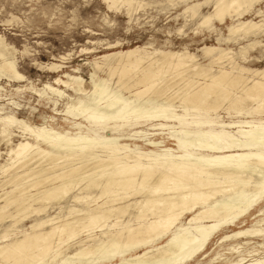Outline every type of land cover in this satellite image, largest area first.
Instances as JSON below:
<instances>
[{
  "label": "bare ground",
  "instance_id": "1",
  "mask_svg": "<svg viewBox=\"0 0 264 264\" xmlns=\"http://www.w3.org/2000/svg\"><path fill=\"white\" fill-rule=\"evenodd\" d=\"M261 1H191L183 14L207 28L229 19L228 37L217 41L235 40L264 34V10L256 8ZM105 2L109 8L124 5L128 13L145 5L138 0ZM205 4L211 10L200 13ZM251 11L258 20L242 17ZM3 39L0 76L23 80ZM256 41L242 44L238 55L244 59ZM202 50L209 56L205 66L187 51L145 47L93 61V70L115 77L132 99L108 88L92 71L89 95L77 96L64 112L73 115L74 127L31 125L0 113V144L10 160L0 163V264H183L225 240L232 242L214 261L264 264V217H259L264 213V125L230 124L241 139L166 125L194 112L216 118L221 107L264 114V70L246 74L249 68L236 63L229 48ZM81 81L68 76L53 83L70 87L76 82L72 89L84 92ZM43 89L63 94L50 84ZM175 103L184 115L172 110ZM159 120L166 135L170 130L159 143L173 141L174 153L134 151L120 143L134 124ZM12 128L28 136L13 143ZM95 131L103 135L96 137ZM174 132L183 139H174ZM52 208L58 211L52 214ZM251 217L252 224L228 231L229 224L238 226ZM24 219L30 220L26 228L18 225ZM239 237L244 240L238 242Z\"/></svg>",
  "mask_w": 264,
  "mask_h": 264
},
{
  "label": "rangeland",
  "instance_id": "2",
  "mask_svg": "<svg viewBox=\"0 0 264 264\" xmlns=\"http://www.w3.org/2000/svg\"><path fill=\"white\" fill-rule=\"evenodd\" d=\"M105 1L0 0V37L4 38L9 52L14 54L11 58L18 72L24 77L23 80L9 81L0 76V113L12 114L31 125L44 123L56 129L74 127L73 115H66L64 112L77 96L89 95L90 72L92 71L98 79L106 80L108 88L118 90L122 96L132 99L126 89L122 90L117 86L115 77H109L101 69L93 70L92 62L101 61L104 55L111 52L133 47H145L149 51L153 49L171 52L187 51L193 53L197 63L205 66L209 62V56L203 53V47L220 46L225 49L229 48L231 52L229 55L232 59L244 68L250 69H247L246 74L264 70V34L245 35L235 40L222 41L228 37L226 26L229 19L225 23L215 21L212 23L213 27L207 28L196 23L194 18L190 20L186 14H183L186 4L203 0H178L173 3L165 2V0H138L145 5L129 13L124 5L109 8ZM257 7L264 10V1H261ZM210 10V5L205 4L200 7L199 12L206 13ZM242 17L258 20L252 11L244 13ZM217 38L222 40L218 42ZM255 40L257 43L246 50L244 59L240 57L237 53L239 47ZM47 66H54L57 71L49 70ZM217 69L216 64L212 65L213 71ZM68 76L81 79L79 84L85 91H74L72 87L78 85L76 82L70 84V87L53 83L56 77L66 80ZM45 84L62 89L63 94L57 95L48 89H43ZM35 91L43 93L38 96L34 93ZM172 110L185 114L177 103ZM55 112L61 114L57 115ZM216 112L218 114L216 118H210L202 112H194V116H186L185 120L168 122L166 125L175 124L177 128L201 133L232 134L240 139L241 136L236 129L231 130L228 127L230 124L264 125L263 113L247 114L246 111L236 113L224 111L222 107ZM209 115L215 116L213 113ZM193 123H199V125ZM162 126H164L163 120L134 124L130 132L119 138V141L120 143L126 142L134 151L140 150L154 154L174 153L173 141L159 143L160 139L170 134L169 130L166 135L167 130L162 131ZM12 132L14 133L13 143L28 136L17 128H12ZM180 133L174 132L173 138L183 139L184 135ZM99 135L103 133L95 131V136ZM150 139L156 140L158 144H151ZM4 147V144H0V163L10 162ZM54 208L49 212L53 214L58 211L57 208L54 211ZM252 217L239 223L238 226L229 224L228 231L252 224L254 221ZM259 217H264V213ZM3 224L4 222L0 226ZM29 224L30 220L24 219L18 225L26 228ZM260 226L264 228V223ZM243 238L239 237L237 241H243ZM255 240L257 239L251 241ZM231 242L225 240L218 246L212 243L208 245L209 248L207 246V253L199 254L194 260L183 264H222L218 259L214 261L212 258L218 252H225L226 246ZM259 243L261 242H254L249 246L255 247Z\"/></svg>",
  "mask_w": 264,
  "mask_h": 264
}]
</instances>
